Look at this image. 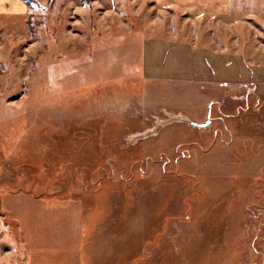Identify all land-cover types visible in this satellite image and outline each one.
Instances as JSON below:
<instances>
[{
	"label": "rangeland",
	"instance_id": "rangeland-1",
	"mask_svg": "<svg viewBox=\"0 0 264 264\" xmlns=\"http://www.w3.org/2000/svg\"><path fill=\"white\" fill-rule=\"evenodd\" d=\"M21 1L0 0V264H26L18 242L80 264H264V81H149L137 53L186 23L253 57L264 0Z\"/></svg>",
	"mask_w": 264,
	"mask_h": 264
},
{
	"label": "crops",
	"instance_id": "crops-1",
	"mask_svg": "<svg viewBox=\"0 0 264 264\" xmlns=\"http://www.w3.org/2000/svg\"><path fill=\"white\" fill-rule=\"evenodd\" d=\"M3 6L0 3V8ZM25 8L26 5L21 0H12V5L6 8V12L18 14ZM186 29V23H183V29L179 27L169 30L168 34H152L141 38L137 53L139 52L140 73L143 78L156 82L201 80L207 84L244 89L264 81V64L256 58L264 50L259 45L253 48L252 53L255 55L250 57L246 51L240 50L247 48L243 44V48H240L241 42L234 38L236 33L228 44L216 41L208 46L197 44L186 34ZM225 44L228 48H225ZM13 220L20 230L17 218ZM18 244L26 253V264H29L31 258L32 264H80V253L74 247L67 250L58 248L55 253L31 246L33 257H29L28 251L24 249V242ZM73 258L76 259L75 262L72 261Z\"/></svg>",
	"mask_w": 264,
	"mask_h": 264
}]
</instances>
